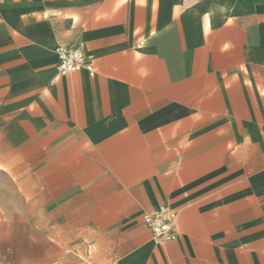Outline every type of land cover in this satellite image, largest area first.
I'll use <instances>...</instances> for the list:
<instances>
[{
  "label": "crops",
  "instance_id": "crops-1",
  "mask_svg": "<svg viewBox=\"0 0 264 264\" xmlns=\"http://www.w3.org/2000/svg\"><path fill=\"white\" fill-rule=\"evenodd\" d=\"M0 264H264V0H0Z\"/></svg>",
  "mask_w": 264,
  "mask_h": 264
},
{
  "label": "built area",
  "instance_id": "built-area-1",
  "mask_svg": "<svg viewBox=\"0 0 264 264\" xmlns=\"http://www.w3.org/2000/svg\"><path fill=\"white\" fill-rule=\"evenodd\" d=\"M58 58V70L61 74L75 72L87 67L91 73V65L85 59V53L80 46L58 45L55 49ZM177 213L166 206H161L153 213L144 215V221L153 233V238L159 243L169 242L176 238Z\"/></svg>",
  "mask_w": 264,
  "mask_h": 264
}]
</instances>
